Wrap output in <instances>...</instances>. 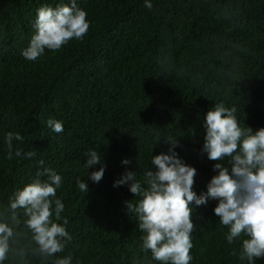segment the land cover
Instances as JSON below:
<instances>
[{"label":"trees","instance_id":"16d2710c","mask_svg":"<svg viewBox=\"0 0 264 264\" xmlns=\"http://www.w3.org/2000/svg\"><path fill=\"white\" fill-rule=\"evenodd\" d=\"M75 2L87 13V34L29 61L22 53L36 34L38 9L72 0H0V221L12 226L10 200L37 179L48 181L37 173L49 168L62 177L56 198L65 206L53 220L71 236L62 252L40 255L20 210L19 235L2 264H55L67 256L71 264H161L143 249L146 234L125 203L141 197L130 192L131 181L113 185L126 171L143 182L144 170H156L152 157L172 148L197 170L199 196L220 163L203 151L207 112L223 103L236 109L241 127L264 128V0H149L151 9L145 0ZM49 119L61 121L63 132L52 131ZM8 132L22 136L12 141L11 159ZM89 150L103 155L99 182L90 174L102 165L85 167ZM222 163L231 169L227 158ZM218 203L192 204L190 264H247L248 237L228 242Z\"/></svg>","mask_w":264,"mask_h":264},{"label":"clouds","instance_id":"9594fccd","mask_svg":"<svg viewBox=\"0 0 264 264\" xmlns=\"http://www.w3.org/2000/svg\"><path fill=\"white\" fill-rule=\"evenodd\" d=\"M145 6L152 8L149 0H145ZM86 16L87 13L77 7L75 0L71 6L39 8L37 31L23 56L35 61L45 49L56 51L70 40L83 39L90 27ZM235 112V108L229 109L220 103L205 116L203 151L207 152L209 160L220 161L214 165L218 174L211 178L206 193L198 196L193 191L197 170L178 158L172 148L170 155L161 153L152 157L151 163L156 170H144L143 182L136 179V172L126 171L113 185L118 187L131 181L130 192L141 197L136 204L132 201L125 203L129 211L138 215V227L146 234L142 237L143 249L150 250L154 260L161 264H190L193 259L190 254L192 233L197 227L192 220V204L206 205L209 199L219 201L214 213L221 224L229 226V243L242 235L248 237L242 242L241 259L247 264H255L257 258L264 257V128L253 132L250 127H241ZM47 124L52 131L63 132L61 121L49 119ZM5 139L11 159L12 141L22 140V136L8 132ZM168 141L173 145L176 143ZM15 155L21 156V151L17 150ZM24 155L31 158L35 152ZM85 155L86 168L102 165L90 174L93 182H99L104 175L103 155L95 150H89ZM226 158L231 165L230 170L222 163ZM122 163L127 165L130 161L125 159ZM44 175L48 176V181L37 179L17 191L10 200L12 226L7 221H0V264L13 251L12 242L19 235L15 228L22 223L20 210L27 217L23 225L32 233V240L38 246L35 251L40 255L50 257L60 253L64 250V241L71 240L66 228L53 220V212L55 221L61 220L65 207L61 199L56 198L62 177L49 168L37 173L38 177ZM76 183L82 192H87L86 181L77 179ZM67 223L68 220L64 219L63 224ZM24 254L23 251L19 253L21 256ZM71 260L72 257L67 256L56 260L55 264H71Z\"/></svg>","mask_w":264,"mask_h":264}]
</instances>
